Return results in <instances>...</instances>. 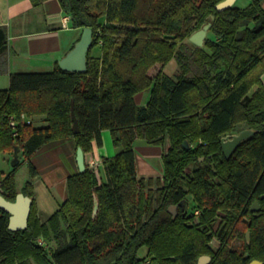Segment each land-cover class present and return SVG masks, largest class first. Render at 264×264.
I'll use <instances>...</instances> for the list:
<instances>
[{"label": "trees", "instance_id": "obj_1", "mask_svg": "<svg viewBox=\"0 0 264 264\" xmlns=\"http://www.w3.org/2000/svg\"><path fill=\"white\" fill-rule=\"evenodd\" d=\"M45 1L31 0L34 7ZM223 1L59 0L73 29L93 30L87 71L57 64L14 73L0 90V152L20 148V163L0 172V193L11 202L19 193L33 199L25 230H9L10 214L0 208V264H199L203 256L209 264H264V6L250 0L219 11ZM209 23L203 46L184 42ZM7 50L0 27V58ZM173 59L176 77L164 71ZM144 91L151 96L140 107L135 99ZM36 117L46 125L35 127ZM245 130L253 134L227 158L222 139ZM104 131L121 149L104 161L105 180L90 166L70 176L68 198L42 222L32 156L66 138L90 153ZM138 139L168 143L162 180L138 177ZM22 159L30 174L20 191ZM183 201L191 206L185 212ZM238 239L242 251L231 248Z\"/></svg>", "mask_w": 264, "mask_h": 264}, {"label": "crops", "instance_id": "obj_2", "mask_svg": "<svg viewBox=\"0 0 264 264\" xmlns=\"http://www.w3.org/2000/svg\"><path fill=\"white\" fill-rule=\"evenodd\" d=\"M67 17L59 0H47L39 7H34L31 0H0V27L6 28L8 34V50L0 58V88L10 86L11 74L51 72L55 69L82 36L80 30L71 27V21L65 27L63 20ZM261 79L264 84V72ZM150 96V92L149 96L142 92L136 96V103L144 107ZM36 120H39L40 127L46 125L44 117L33 119L34 126ZM102 138V146L93 141V149L85 154V162L90 168L93 163H99L98 171L105 180L104 161L117 155L121 149L113 145L109 131H104ZM148 145L142 139L135 142L138 177H163L165 148ZM78 148L73 138L55 140L43 145L31 158L37 170L33 179L34 200L42 222H46L68 198V178L80 172ZM13 159L14 155L0 152L1 173L12 171ZM24 183L18 184L20 191Z\"/></svg>", "mask_w": 264, "mask_h": 264}, {"label": "water", "instance_id": "obj_3", "mask_svg": "<svg viewBox=\"0 0 264 264\" xmlns=\"http://www.w3.org/2000/svg\"><path fill=\"white\" fill-rule=\"evenodd\" d=\"M236 0H225L218 4L216 8L219 11L226 10L232 7L235 4ZM211 28V23L207 24L202 30L196 32L191 40L198 46H203L205 39L208 35V32ZM93 44V30L91 28H85L83 30L81 39L76 43L75 47L63 58L60 62V68L68 72H78L84 73L87 71V59L88 53ZM72 121H73V132L74 134L80 133L79 122L76 118L74 111V102L72 103ZM253 132L251 130H245L240 134H234L231 136L224 137L222 139V148L225 156L229 158L235 149H237L243 141L248 139ZM184 146L189 149V142H185ZM20 163V148L16 145L14 159L12 161V166L16 167ZM77 163L79 166L80 172L86 170L85 162V153L81 147L78 148L77 152ZM33 205V199L29 196H26L24 193H19L16 201L11 202L7 200L0 193V208L5 212L10 214L9 220V230L11 231H20L28 228L29 218L31 215ZM180 206L183 208L184 212L186 211L187 201H183ZM261 207L258 203H255L253 211L260 210ZM177 206L170 208V212L176 215ZM247 239L250 240V234H247ZM211 258L208 256L202 257L200 264L210 262ZM251 264H263V262L255 260Z\"/></svg>", "mask_w": 264, "mask_h": 264}, {"label": "rangeland", "instance_id": "obj_4", "mask_svg": "<svg viewBox=\"0 0 264 264\" xmlns=\"http://www.w3.org/2000/svg\"><path fill=\"white\" fill-rule=\"evenodd\" d=\"M262 2V5L264 6V0H262L261 1ZM250 4V0H239V1H237L236 2V6H238L239 8H245V7H247L248 5ZM25 13V15L27 16L28 15V12H24ZM209 35V34H208ZM185 43H187L188 45H190L189 44V42H193L192 40H191V38H190V40L189 39H186L185 41H184ZM194 43V42H193ZM93 54L94 55H98L99 54V52L98 53H95L94 51H93ZM164 71H165V73H167L168 75H170V76H172V77H176L180 72H181V70H180V66H179V64L177 63V61H176V59H173L165 68H164ZM9 88V86H7V88H0V89H8ZM142 93V92H141ZM140 94V93H139ZM144 94L146 95V94H148V96H149V92L148 91H144ZM137 104V103H136ZM138 105V104H137ZM138 106H140V105H138ZM35 126L36 127H40V123H39V120H36L35 121ZM247 126L246 125H243L242 126V128H246ZM230 136V135H229ZM225 137H227V136H225ZM148 146H150V145H148ZM164 148H165V153H166V151H167V148H168V143H166L164 146H163ZM164 153V154H165ZM2 168H3V170H4V166H1ZM9 168L10 169H12L10 166H9ZM190 171H191V169L189 168L188 169V172L190 173ZM29 174H30V170H29V165H28V162L27 161H24V159H22V163L20 164V166L18 167V169L15 171V177H16V179H17V182H18V184L20 185V184H22V183H24L25 181H27L28 179H29ZM164 175V174H163ZM142 178H145V177H142ZM150 178H146V180H149ZM153 180H158V179H163V177H153L152 178ZM155 188H158V184L156 185L155 184ZM191 199L192 198H190L189 197V201H190V203H191V205H192V201H191ZM190 203L189 204H187V206H186V208H187V210L188 209H190L191 208V206H190ZM255 206V205H254ZM178 208H177V210H176V214H178ZM249 234H250V232H248ZM247 233V234H248ZM243 244H244V241L243 240H240V239H238V240H236V241H234V243L231 245V248L233 249V250H238V251H242V247H243ZM210 246L212 247V248H214V249H217V248H219L220 246H221V244H220V242L218 241V240H214V241H212L211 243H210ZM49 247L50 248H52V249H55L56 248V244L55 243H53V242H51V243H49ZM139 255L141 256V257H144L145 255H146V248H142L141 250H140V252H139ZM203 257H205V256H203ZM202 259V257L200 258V260ZM200 260H199V264H200ZM147 262H149L148 261V259H147ZM210 262H206V263H204V264H209Z\"/></svg>", "mask_w": 264, "mask_h": 264}, {"label": "built area", "instance_id": "obj_5", "mask_svg": "<svg viewBox=\"0 0 264 264\" xmlns=\"http://www.w3.org/2000/svg\"><path fill=\"white\" fill-rule=\"evenodd\" d=\"M69 21H70V17L64 18L63 22H64L65 27H66V24H67ZM11 125H12V126H15V122H14V120L11 121ZM99 165H100L99 163L95 162V163L92 164V168H94L96 171H98V166H99Z\"/></svg>", "mask_w": 264, "mask_h": 264}]
</instances>
